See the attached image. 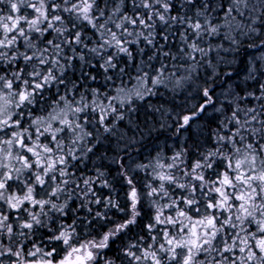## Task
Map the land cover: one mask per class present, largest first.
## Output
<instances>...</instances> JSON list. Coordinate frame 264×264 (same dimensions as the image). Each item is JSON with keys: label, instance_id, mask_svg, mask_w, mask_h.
Returning a JSON list of instances; mask_svg holds the SVG:
<instances>
[{"label": "snow or ice", "instance_id": "obj_1", "mask_svg": "<svg viewBox=\"0 0 264 264\" xmlns=\"http://www.w3.org/2000/svg\"><path fill=\"white\" fill-rule=\"evenodd\" d=\"M0 264H264V0H0Z\"/></svg>", "mask_w": 264, "mask_h": 264}, {"label": "trees", "instance_id": "obj_2", "mask_svg": "<svg viewBox=\"0 0 264 264\" xmlns=\"http://www.w3.org/2000/svg\"><path fill=\"white\" fill-rule=\"evenodd\" d=\"M203 124H204V120L203 119L198 120L197 123L194 124L193 127H192V129H191V131L194 132V133H197V135H199V137L201 139H203V135L200 134V127H198V126H202ZM203 131H204V134H206L207 129L205 128ZM188 135H189L188 132H185L184 133V136L185 137H187ZM176 140H177V137L173 136L171 139H169L167 141V144L169 146H171V145H173L176 142ZM156 143L161 147V149H163V146H164V143H165V137L164 136H161ZM147 149L149 151L152 150L151 139L147 142Z\"/></svg>", "mask_w": 264, "mask_h": 264}]
</instances>
